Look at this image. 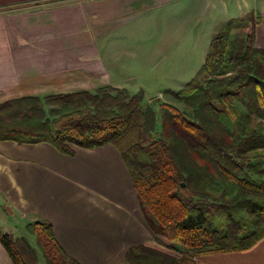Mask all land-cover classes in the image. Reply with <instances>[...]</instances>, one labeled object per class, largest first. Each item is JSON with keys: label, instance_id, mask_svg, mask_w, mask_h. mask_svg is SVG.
<instances>
[{"label": "trees", "instance_id": "16d2710c", "mask_svg": "<svg viewBox=\"0 0 264 264\" xmlns=\"http://www.w3.org/2000/svg\"><path fill=\"white\" fill-rule=\"evenodd\" d=\"M258 22L248 12L216 32L204 63L178 92L188 109L194 106V118L163 104L158 140L141 129L113 86H101L95 96L72 95L81 98V112L55 132L38 128L45 105L39 97L3 101L0 140L48 142L65 154H74L71 145L111 143L121 151L154 232V240L131 247L122 264H210L198 258L249 249L264 238V49L254 44ZM238 32L243 36L231 39ZM246 99L248 111L241 114L237 100ZM35 108L41 111L35 126L13 124ZM35 225L47 264H81L58 243L51 223L40 219ZM0 243L13 264H37L13 234L0 233Z\"/></svg>", "mask_w": 264, "mask_h": 264}, {"label": "crops", "instance_id": "0c3cea01", "mask_svg": "<svg viewBox=\"0 0 264 264\" xmlns=\"http://www.w3.org/2000/svg\"><path fill=\"white\" fill-rule=\"evenodd\" d=\"M170 1L0 0V103L124 85L125 68L102 53L103 38ZM247 10L259 17L254 44L264 49V0ZM73 149L65 154L48 142L0 141V195L22 218L51 223L58 243L81 264H122L131 247L154 240L130 170L111 143ZM198 259L264 264V238L246 250ZM0 264H13L1 243Z\"/></svg>", "mask_w": 264, "mask_h": 264}, {"label": "rangeland", "instance_id": "374dc122", "mask_svg": "<svg viewBox=\"0 0 264 264\" xmlns=\"http://www.w3.org/2000/svg\"><path fill=\"white\" fill-rule=\"evenodd\" d=\"M252 1L173 0L148 9L137 18L132 16L124 27L103 38L107 41L102 45V53L122 64L126 73V82L117 87L121 91H113L112 94L124 97V105L130 103L134 120L137 118L141 129L150 132L153 140L160 139L163 133V104L173 105L194 118V106L188 109L178 92L195 77L204 63L211 38L229 20L245 17ZM213 26L217 28L213 29ZM242 36V32L234 33L231 39ZM98 88L90 90L91 95H98ZM81 93L54 91L26 95L39 97L45 103L44 124H40L43 128H38L55 132L70 124L72 118L78 117V112H81V102L78 103L81 98L73 96ZM14 94L9 93L8 96ZM83 98L92 103L90 98ZM247 102L248 99L242 104L237 100L241 114L248 111ZM40 116L41 111L35 108L30 118L20 116L12 122L17 125L22 122L24 127L31 128ZM4 200L0 204V233L13 234L27 256L37 264H47L38 241L35 225L38 220L22 218Z\"/></svg>", "mask_w": 264, "mask_h": 264}, {"label": "water", "instance_id": "95a60500", "mask_svg": "<svg viewBox=\"0 0 264 264\" xmlns=\"http://www.w3.org/2000/svg\"><path fill=\"white\" fill-rule=\"evenodd\" d=\"M183 186H184V184H183ZM4 202H3V200L0 198V204H3Z\"/></svg>", "mask_w": 264, "mask_h": 264}]
</instances>
